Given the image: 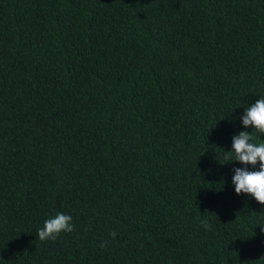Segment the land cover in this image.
<instances>
[{"label":"trees","instance_id":"obj_1","mask_svg":"<svg viewBox=\"0 0 264 264\" xmlns=\"http://www.w3.org/2000/svg\"><path fill=\"white\" fill-rule=\"evenodd\" d=\"M260 97L264 0H0V264H264Z\"/></svg>","mask_w":264,"mask_h":264},{"label":"clouds","instance_id":"obj_2","mask_svg":"<svg viewBox=\"0 0 264 264\" xmlns=\"http://www.w3.org/2000/svg\"><path fill=\"white\" fill-rule=\"evenodd\" d=\"M243 126H251L258 133H264V97H260L247 108L244 115L240 117ZM253 139L251 132L240 131L232 137L231 150L235 153V159L244 165L255 166L259 161L258 171H249L247 167L234 168L232 183L237 194L245 193L264 204V143L255 144L250 142ZM229 158L226 156L225 160ZM72 216L56 213L52 218L46 219L43 226L37 230L40 241L56 240L61 232H73ZM205 228H210L208 221H202ZM262 231V230H261ZM110 236L115 237V232H110ZM104 246L103 244L101 245Z\"/></svg>","mask_w":264,"mask_h":264}]
</instances>
